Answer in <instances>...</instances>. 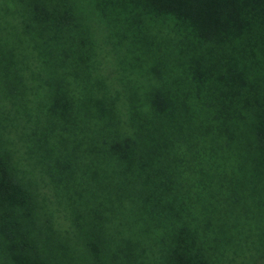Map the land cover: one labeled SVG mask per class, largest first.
I'll return each instance as SVG.
<instances>
[{
  "label": "trees",
  "instance_id": "obj_1",
  "mask_svg": "<svg viewBox=\"0 0 264 264\" xmlns=\"http://www.w3.org/2000/svg\"><path fill=\"white\" fill-rule=\"evenodd\" d=\"M93 20L118 85L66 80ZM261 52L264 0H0V264H264Z\"/></svg>",
  "mask_w": 264,
  "mask_h": 264
},
{
  "label": "rangeland",
  "instance_id": "obj_2",
  "mask_svg": "<svg viewBox=\"0 0 264 264\" xmlns=\"http://www.w3.org/2000/svg\"><path fill=\"white\" fill-rule=\"evenodd\" d=\"M90 24L91 25H89L88 28L90 31L89 34L91 35L88 34V39L91 40V38L93 37L94 42L97 43L96 51L93 50V53L91 55V59L96 68H94L93 71L91 70V76L80 68H77L74 71L78 74L77 76L74 73L68 74L66 71L64 73L66 75V80L71 81L72 84L75 85V80L80 81V79L83 78L90 83H95L97 87V81H102L105 77V82H111L114 86L118 85L120 80L118 73L122 72L118 65H121V67H123L120 59L125 58L122 57L124 55L123 51L116 55V53H114L113 51L114 47H112V44L106 42L105 34L108 33V30H111V28L106 25H100L96 20H93L92 22H90ZM114 34L118 33L115 32ZM113 36V39H115L116 36ZM133 52H135V49H133ZM258 57L261 63L258 65L256 70L257 75L260 78L261 87L264 91V53H259ZM143 69H146V66H144ZM130 73L134 75L138 72L131 70ZM43 94L44 91L41 92L39 98H41ZM79 101L85 103L88 106L91 99H79ZM6 104L7 102H5L3 99H0V106ZM12 137H15L14 131L12 133ZM13 147L15 148V150H19L15 144H13ZM18 153L19 156L14 159V162H17L15 166L19 168L21 174L23 172V179L29 182V186L33 192V195L38 200L36 206L39 207L41 205L39 208H37V210L42 217L43 222L47 226L49 222L47 217L49 212L50 216L52 217L53 223L57 228L63 229L67 227V223L65 220H63L62 214L59 213L60 211L57 212L56 210V207H58L56 205L58 203V198L51 190L52 185L47 181L46 177L42 175L41 171L36 166L32 165V162L26 151L20 150ZM30 219L31 217L28 218V220ZM240 258L241 257L239 256L236 257V263L238 261V264H243Z\"/></svg>",
  "mask_w": 264,
  "mask_h": 264
}]
</instances>
